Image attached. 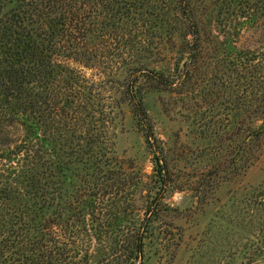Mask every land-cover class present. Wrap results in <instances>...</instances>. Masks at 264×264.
Instances as JSON below:
<instances>
[{"label": "rangeland", "instance_id": "1", "mask_svg": "<svg viewBox=\"0 0 264 264\" xmlns=\"http://www.w3.org/2000/svg\"><path fill=\"white\" fill-rule=\"evenodd\" d=\"M153 1L162 10L149 17L156 28L140 63L100 73L111 80L100 152L88 145L62 169L51 165L29 230L6 232L0 193V237L42 238L57 252L51 264H264V0ZM153 72L167 82L155 84ZM135 76L148 140L122 91ZM26 128L32 138L39 130L8 136ZM6 143L0 171L7 150L17 152ZM136 231L134 256L125 244Z\"/></svg>", "mask_w": 264, "mask_h": 264}, {"label": "trees", "instance_id": "2", "mask_svg": "<svg viewBox=\"0 0 264 264\" xmlns=\"http://www.w3.org/2000/svg\"><path fill=\"white\" fill-rule=\"evenodd\" d=\"M161 10L153 0H14L5 9L0 0V143H13L17 150H7L0 171L6 232L12 224L19 233L33 226L47 193V182L41 179L50 168L62 169L66 156L88 145L97 149L94 157L100 152L109 114L104 99L110 96L103 85L111 82L100 73L117 69L116 64L140 63L156 28L149 17ZM185 20L188 34L198 33L193 15ZM83 68L95 72L87 77ZM137 77L128 78L122 91L148 140L151 125ZM151 79L157 85L167 82L158 72L151 73ZM22 126L39 130L34 138L28 128L8 136V129ZM54 135L60 141L57 148ZM21 155L25 158L20 160ZM40 217L36 226L45 229ZM138 233L125 244L134 256L142 251ZM56 254L42 238L0 237V264H51L59 261Z\"/></svg>", "mask_w": 264, "mask_h": 264}]
</instances>
